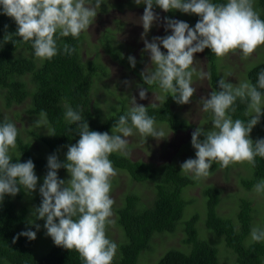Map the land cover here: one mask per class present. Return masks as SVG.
I'll list each match as a JSON object with an SVG mask.
<instances>
[{
    "label": "clouds",
    "instance_id": "obj_1",
    "mask_svg": "<svg viewBox=\"0 0 264 264\" xmlns=\"http://www.w3.org/2000/svg\"><path fill=\"white\" fill-rule=\"evenodd\" d=\"M135 4H144L140 21L144 32L142 40L144 51L150 54V65L141 72L143 82L158 85L165 96L158 99L165 102L168 96L177 104L191 103L197 91L193 87V76L199 79H211V73L194 67V53L211 50L216 57H225L230 52L240 50L246 58L259 46L264 45V19L254 8V0H227L226 3H213L212 0H134ZM104 0H0L3 14L12 18L16 25L15 33H6L3 42L18 36L24 42L31 41L35 57L51 60L58 54L72 55L76 48L58 45L60 37L72 36L78 39L82 32L94 23L98 10ZM154 5L164 12L179 10L200 17L194 27L185 21L163 18L165 31L170 35L153 37L151 41L144 37L154 23L161 20L155 13ZM7 28V25H5ZM0 47L3 44L0 43ZM166 49V53L161 51ZM128 62L135 68L136 59L128 56ZM229 76L231 73L228 74ZM129 85V81L123 82ZM219 91H211L207 97L201 96L199 102L204 112L212 114L211 128L197 127L191 133V145L195 149V158L186 159L180 168L185 174H191L195 180L210 176L213 162L227 168L231 164L247 163L253 168L256 158H264V138L253 141L250 133L256 126L264 107V70L258 74L254 85L250 81L239 84L227 82L221 78ZM139 98H146L148 89L137 86ZM247 104L244 115L250 119H233L236 102ZM158 102V101H157ZM159 103V102H158ZM130 108L120 115L111 135L89 129L81 111L65 104V119L69 125H76L79 139L67 146L66 159L61 162L56 153L47 157V173L39 187L42 197L32 215L36 220H44L43 227L56 246L79 253L84 264H112L118 245L106 235V228L113 224L114 199L110 192L112 179L117 169L109 159L112 153L119 152L128 157V137L136 129L143 137L157 140L166 139L163 130L156 128V118L148 114V107L130 97ZM157 107L156 104L152 105ZM41 119L36 125L47 123V113L41 111ZM69 131H71L69 129ZM172 131V130H171ZM54 132V130H53ZM18 128L7 119L0 123V203L4 197L15 196L21 191L36 190L38 177L31 159L12 163L10 149L16 147ZM203 137V139H200ZM64 168L70 175L65 181L58 178V170ZM253 190L264 193V180L258 181ZM38 231L40 225L30 220ZM36 239V231L27 229L17 233L12 242L19 237ZM251 241L264 242V228L253 227Z\"/></svg>",
    "mask_w": 264,
    "mask_h": 264
},
{
    "label": "trees",
    "instance_id": "obj_2",
    "mask_svg": "<svg viewBox=\"0 0 264 264\" xmlns=\"http://www.w3.org/2000/svg\"><path fill=\"white\" fill-rule=\"evenodd\" d=\"M257 1L260 10L256 11L259 12L260 18L264 19V0ZM212 2L226 3L227 0ZM173 13V10L170 11L169 16L174 15ZM16 31L15 21L3 14L0 7V35L4 38L6 33ZM104 37H107V32ZM13 40L14 43L9 41L0 47V98L3 102V109L0 107V123L5 121L4 109L20 104L30 97L27 113L34 117L33 120H38L41 119V111L46 112L50 128L48 131L47 124H42L45 127V135L32 129L25 131V134L34 138L36 147L20 134L16 147L11 149L14 150L10 154L12 163L18 159L19 162L28 159L33 161L34 171L40 182H37L35 191L26 192L21 186L19 193L15 196L6 195L0 203V264H84L77 251L56 246L51 237L43 247L39 246L38 231L29 221H38L32 212L41 203L39 187L48 171L47 157L56 153L63 162L66 159L67 146L75 144L79 139L76 125H69L65 119L66 108L63 104L67 103L74 110L81 111L90 130L108 132L109 135L114 131L119 116L124 115L127 110L111 106L107 109L93 103L91 91L94 77L97 74L102 75L103 68L94 60L87 64L81 61L79 48L82 40H85L82 33L78 39L72 36L58 39L61 49L65 43L76 48L72 55L63 54L61 51L51 60L42 61L35 57L31 41L24 42L18 36H14ZM206 50L208 72L211 73V79L206 80L211 90L219 91L218 82L222 78L219 62L210 49ZM245 67L247 79L255 85L258 74L264 70V60L246 64ZM24 76H27L28 80L23 79ZM148 86L152 88L154 85ZM261 92L264 94V90ZM165 95L163 93V96ZM172 104L179 110H174ZM156 105L155 108L148 106V114L154 116L156 121L168 122L174 131L190 128L187 115L185 116L184 110H181L171 96ZM246 110L247 104L238 99L233 119H250L244 115ZM259 123L264 138V114L261 115ZM250 138L256 140L251 135ZM109 159L116 169L123 170L121 172L128 174L132 181H151L155 190L154 199L148 205H144L137 194L128 193L122 205L115 209V225L119 228L121 237L115 240L111 231L106 230L107 237L117 243L119 250L112 264H137L140 254L149 248L155 233H172L181 222L185 235L182 244L185 247H169L157 260V264H222L218 258L220 243H224L235 253L238 264H264V242H253L250 238L253 227L264 228V213L261 214L259 222H255L256 210L249 199H239L238 210L232 218L218 212L220 189L210 185L202 190L205 214L203 228L213 231L220 241L209 240L200 232L198 222L201 214L196 209L182 221L185 211L193 201L196 202L184 193L196 183L191 174L181 172L172 161L155 166L148 161L122 156L119 152L112 153ZM217 169L222 168L214 161L210 170ZM65 174L70 179L66 169L58 170V178L61 179V175ZM260 180H264V158L257 157L256 166L252 167V177L242 178L241 184L250 189ZM39 225L42 229L43 223L40 222ZM27 229L36 231L35 240L21 236L16 243L12 242L17 233Z\"/></svg>",
    "mask_w": 264,
    "mask_h": 264
},
{
    "label": "rangeland",
    "instance_id": "obj_3",
    "mask_svg": "<svg viewBox=\"0 0 264 264\" xmlns=\"http://www.w3.org/2000/svg\"><path fill=\"white\" fill-rule=\"evenodd\" d=\"M257 0H254L255 10H260L257 5ZM144 4L137 5L134 0H104L98 10L94 23L89 26V29L82 34L85 40L81 42L79 48V55L81 61L88 63L90 60H94L97 65L103 68V73L97 74L94 77L92 85L91 97L93 103H96L98 107L104 106L108 109L109 106L124 108L128 111L130 108V97H135L138 104H142L145 107L152 106L161 102L158 97L163 96V92L154 85L150 88L142 81L141 72L149 66L151 69L150 54L144 51V43L141 38L144 32L140 17L143 15ZM154 11L157 13L161 20L154 23L149 32L144 37L151 41L153 37H163L171 34V30L165 31V25L163 22L164 17H168L174 20L185 21L190 27H194L196 22L200 19L197 15L191 13H183L179 10H173L174 15L169 16V12H164L158 6L154 5ZM179 12V13H178ZM107 32V37L104 34ZM0 43L4 44L3 37L0 35ZM205 48L203 52L194 53V60L196 61L194 67L197 71L201 69L208 72V61ZM161 51L166 53V49L161 47ZM118 55V57H117ZM133 56L137 63L135 68L131 67L128 62V56ZM219 62V70L222 74V78L233 84H239L245 80L249 81L246 77V64L256 63L264 60V45L259 46L250 56L244 57L242 52L238 49L234 53L230 52L225 57H217ZM40 61H42L40 59ZM231 73L229 76L228 74ZM97 77V80L95 78ZM23 79L28 80L27 76ZM129 81V85H125L123 82ZM148 89L146 92V98L141 100L139 98V88ZM193 87L197 89L191 98V103L178 104L181 110H184L185 116L187 115L188 122L191 125L190 128L180 129L174 131L166 121H156V128L163 130L166 139L157 140L151 136L145 138L136 130L133 129V135L128 137L129 149L131 151L130 157L133 159H141L148 161L155 166H162L166 162L172 161L181 172L180 165L188 158H195V149L191 145V133L197 127H204L205 129L211 128L212 114L210 112H204L202 105L199 102L201 96L207 97L208 94L213 91L209 87V83L206 79H199L198 76H193ZM28 97L20 104L12 105L9 108L3 110L5 119L14 123L18 128V135L24 139L30 141L35 147L37 146L34 138L28 134H25L27 130H35L38 133L45 135V127L41 124L36 125L34 117L27 113L29 106ZM158 101V102H157ZM65 106V104H63ZM0 107L3 109V102L0 98ZM174 110H179L177 106L172 104ZM261 111H264L262 107ZM41 117V116H40ZM49 131V124L46 123ZM172 130V131H171ZM256 140L263 138L262 126L258 123L253 127L251 133ZM201 139V137H200ZM13 149V148H11ZM10 149V154L14 150ZM45 151V150H44ZM47 149L45 151V154ZM35 154V153H34ZM123 170L117 169V176L112 179V189L110 192L111 197L115 203L113 205L114 215L110 218L114 221L113 224L107 226L106 230L111 231V236L117 240L121 237L119 228L115 225L117 207H120L123 203L124 197L128 193L137 194L142 200L144 205L150 204L155 195L154 184L151 181L144 183H137L129 178V175ZM184 173V172H183ZM210 176L200 180H196L194 185L188 187L184 193L187 197L194 198L188 209L183 215V220L189 217L196 209L201 214L200 224L201 234L213 241H220L214 236L213 231L203 228L204 225V202L202 190L207 186H215L220 189L221 200L218 207V212L225 216L235 217V213L238 210L239 199L247 198L251 201L256 210V221L259 222V218L264 213V193L257 194L253 188L247 189L241 184L242 178L252 177L251 165L245 163H236L229 165L228 169H217L215 171L210 170ZM61 179H69L68 175H61ZM40 182V179H38ZM205 201V199H204ZM45 223L44 220H38L35 223ZM179 224V223H178ZM180 225L172 233H155L152 236L149 248L143 251L137 264H157V260L162 256L166 249L169 247H185L182 244L184 238L183 227ZM43 225L41 228L43 229ZM40 232L38 230V245L44 246L48 241L46 229ZM218 244V243H216ZM218 258L222 264H238L236 261L235 253L228 248L224 243H220ZM119 252V250H117Z\"/></svg>",
    "mask_w": 264,
    "mask_h": 264
}]
</instances>
